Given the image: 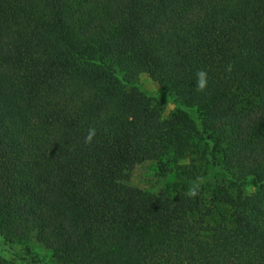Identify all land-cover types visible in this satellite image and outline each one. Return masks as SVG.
<instances>
[{
	"label": "trees",
	"instance_id": "obj_1",
	"mask_svg": "<svg viewBox=\"0 0 264 264\" xmlns=\"http://www.w3.org/2000/svg\"><path fill=\"white\" fill-rule=\"evenodd\" d=\"M148 161L175 180L132 185ZM0 236L54 264H264V0H0Z\"/></svg>",
	"mask_w": 264,
	"mask_h": 264
},
{
	"label": "rangeland",
	"instance_id": "obj_2",
	"mask_svg": "<svg viewBox=\"0 0 264 264\" xmlns=\"http://www.w3.org/2000/svg\"><path fill=\"white\" fill-rule=\"evenodd\" d=\"M125 86L128 91L142 92L145 95L160 99L164 102L163 115L167 116L169 112L175 107L171 95H169L164 89H162L155 81H153L146 73L139 74L135 81L125 82ZM194 119L196 123L200 124L198 115L194 112ZM175 175L172 172L166 171L161 165L154 161H148L147 163L137 166L131 175V184L143 189H149L157 191L163 186L165 182H173ZM214 180V172L210 171L208 175L200 177L198 180L192 183V185L202 186L204 189L212 187ZM253 182L247 180L242 184V190L244 192H250L253 190ZM0 236V244H1ZM17 247L20 250L28 247L29 251L34 256V259L23 256H16L11 253L0 250V264H54L50 253L43 248L34 239H30L28 242L22 244L18 243Z\"/></svg>",
	"mask_w": 264,
	"mask_h": 264
},
{
	"label": "clouds",
	"instance_id": "obj_3",
	"mask_svg": "<svg viewBox=\"0 0 264 264\" xmlns=\"http://www.w3.org/2000/svg\"><path fill=\"white\" fill-rule=\"evenodd\" d=\"M197 75H198L197 86H198V88L203 89L205 87V83H206L205 73L201 71ZM90 136H91V134L88 137L89 139H90Z\"/></svg>",
	"mask_w": 264,
	"mask_h": 264
}]
</instances>
